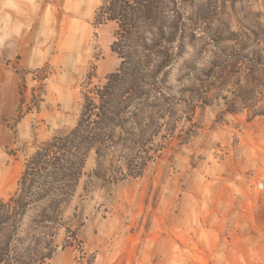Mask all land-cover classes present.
Instances as JSON below:
<instances>
[{
	"label": "rangeland",
	"instance_id": "1",
	"mask_svg": "<svg viewBox=\"0 0 264 264\" xmlns=\"http://www.w3.org/2000/svg\"><path fill=\"white\" fill-rule=\"evenodd\" d=\"M99 2L0 0V196L40 141L74 125L87 77L117 69L115 24L93 23ZM192 2L209 15L186 20L170 70L173 136L117 184L88 175L91 153L74 200L84 224L50 264H264V115L238 96L264 83V0Z\"/></svg>",
	"mask_w": 264,
	"mask_h": 264
},
{
	"label": "trees",
	"instance_id": "2",
	"mask_svg": "<svg viewBox=\"0 0 264 264\" xmlns=\"http://www.w3.org/2000/svg\"><path fill=\"white\" fill-rule=\"evenodd\" d=\"M208 15L192 0H100L93 23L115 24L110 48L119 65L99 84L87 77L74 125L40 141L25 157L16 189L0 196V264H50L77 240L85 216L74 200L89 191L81 179L92 152L88 175L108 184L140 177L161 155L178 122L170 70L182 57L186 20ZM259 53L251 51L253 61ZM238 96L250 118L264 115V83Z\"/></svg>",
	"mask_w": 264,
	"mask_h": 264
}]
</instances>
